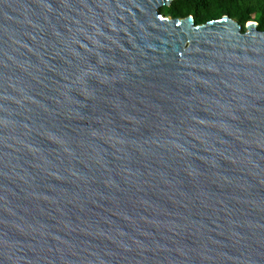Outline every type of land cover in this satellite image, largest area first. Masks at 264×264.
Segmentation results:
<instances>
[{
	"label": "water",
	"instance_id": "water-1",
	"mask_svg": "<svg viewBox=\"0 0 264 264\" xmlns=\"http://www.w3.org/2000/svg\"><path fill=\"white\" fill-rule=\"evenodd\" d=\"M173 0H0V264H264V31Z\"/></svg>",
	"mask_w": 264,
	"mask_h": 264
},
{
	"label": "trees",
	"instance_id": "trees-1",
	"mask_svg": "<svg viewBox=\"0 0 264 264\" xmlns=\"http://www.w3.org/2000/svg\"><path fill=\"white\" fill-rule=\"evenodd\" d=\"M263 4L253 0H173L169 6L162 7L160 12L169 17L186 18L191 16L195 24H203L223 16L235 20L244 31L245 23L254 22L257 28L264 31Z\"/></svg>",
	"mask_w": 264,
	"mask_h": 264
},
{
	"label": "rangeland",
	"instance_id": "rangeland-1",
	"mask_svg": "<svg viewBox=\"0 0 264 264\" xmlns=\"http://www.w3.org/2000/svg\"><path fill=\"white\" fill-rule=\"evenodd\" d=\"M254 2H258L259 4H263L262 0H253V3H254ZM254 18H255V15H252L250 20H251L252 23H255V24H256V22L252 21V20H254ZM251 22H250V23H251ZM248 23H249V22L245 23V26H246Z\"/></svg>",
	"mask_w": 264,
	"mask_h": 264
},
{
	"label": "flooded vegetation",
	"instance_id": "flooded-vegetation-1",
	"mask_svg": "<svg viewBox=\"0 0 264 264\" xmlns=\"http://www.w3.org/2000/svg\"><path fill=\"white\" fill-rule=\"evenodd\" d=\"M256 25L258 26V24L256 23Z\"/></svg>",
	"mask_w": 264,
	"mask_h": 264
}]
</instances>
